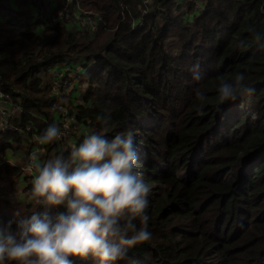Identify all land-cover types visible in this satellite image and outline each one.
Masks as SVG:
<instances>
[{"label": "trees", "instance_id": "16d2710c", "mask_svg": "<svg viewBox=\"0 0 264 264\" xmlns=\"http://www.w3.org/2000/svg\"><path fill=\"white\" fill-rule=\"evenodd\" d=\"M239 71L254 91L221 103ZM70 72L87 85L73 123L131 129L151 186L152 235L118 264H264V0H0V172L25 180L11 161L62 118L54 96L78 94ZM23 196L0 220L43 210Z\"/></svg>", "mask_w": 264, "mask_h": 264}, {"label": "clouds", "instance_id": "9594fccd", "mask_svg": "<svg viewBox=\"0 0 264 264\" xmlns=\"http://www.w3.org/2000/svg\"><path fill=\"white\" fill-rule=\"evenodd\" d=\"M258 35V34H257ZM199 64L192 79L204 74ZM254 91L245 73L222 79L216 92L221 103L236 101ZM204 100L206 92L194 89ZM101 130H92L70 151L59 152L35 169L28 200L43 210H33L15 222L0 220V264H118L139 243L150 239L151 186L138 169L139 154L131 129L108 134L110 118L100 116ZM62 136L56 123L38 137L51 143Z\"/></svg>", "mask_w": 264, "mask_h": 264}, {"label": "rangeland", "instance_id": "374dc122", "mask_svg": "<svg viewBox=\"0 0 264 264\" xmlns=\"http://www.w3.org/2000/svg\"><path fill=\"white\" fill-rule=\"evenodd\" d=\"M71 81L69 83V87L73 88L75 85V88H77V93H74L73 96H65L62 97L60 94H56L54 96L53 102H58L59 104H62L65 106V111H56V115L60 114L61 119L57 121V125L59 128H62L65 130L64 134L60 138H64L61 142H59V138L54 140L55 142H59L57 145V148L60 150H63V152L66 151V148L72 147L74 145L75 141L71 140L70 136H78L82 137L87 134V130L80 127L77 123H73V117L70 115L71 107H73L74 102H80L83 90L86 88L85 80L86 76H84V80L82 82H79L75 79L74 74L71 73ZM68 79L63 81L62 85L65 86ZM1 108L4 107L0 105ZM81 140V139H80ZM42 146V143H37L33 146V148L29 151L27 154L26 160L21 159L20 157H15L14 161H11L12 164H16V166L23 171V175H25V180L21 181L18 179V176L15 174L9 175L4 170L0 172V198L2 199H8L13 201H19L23 200L24 191L29 190L31 185V180L33 176L35 175V169L33 168V171L31 173L26 172V168L29 165V162L33 163H43L45 160L51 158L52 156H49L46 153L45 149L40 148ZM6 163L5 157L3 155L0 156V169L2 166ZM8 177V180L6 179ZM1 200V199H0Z\"/></svg>", "mask_w": 264, "mask_h": 264}, {"label": "built area", "instance_id": "2783aa9c", "mask_svg": "<svg viewBox=\"0 0 264 264\" xmlns=\"http://www.w3.org/2000/svg\"><path fill=\"white\" fill-rule=\"evenodd\" d=\"M0 96H5L4 92H0ZM53 107L56 109V111L60 112V111H65V108L62 104H59L58 102H54ZM60 120V119H59ZM62 130V135L64 134L65 130L60 128ZM60 139V138H59Z\"/></svg>", "mask_w": 264, "mask_h": 264}]
</instances>
